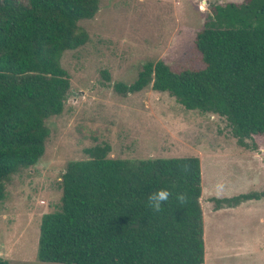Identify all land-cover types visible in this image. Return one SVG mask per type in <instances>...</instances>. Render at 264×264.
<instances>
[{
    "label": "trees",
    "instance_id": "obj_1",
    "mask_svg": "<svg viewBox=\"0 0 264 264\" xmlns=\"http://www.w3.org/2000/svg\"><path fill=\"white\" fill-rule=\"evenodd\" d=\"M100 0H0V201L11 176L37 163L49 128L70 89L62 54L86 43L79 23L91 19ZM195 47L204 67L173 70L148 61L123 94L168 92L187 110L224 117L239 145L264 136V0L214 6ZM61 175L60 205L42 215L37 258L59 264H205L201 167L197 156L108 157V144L86 150ZM183 167V171H181ZM172 192L154 213L148 196ZM187 196L181 205L176 193ZM264 197L239 194L235 206ZM220 200L216 199V203ZM0 264H7L0 259Z\"/></svg>",
    "mask_w": 264,
    "mask_h": 264
},
{
    "label": "rangeland",
    "instance_id": "obj_2",
    "mask_svg": "<svg viewBox=\"0 0 264 264\" xmlns=\"http://www.w3.org/2000/svg\"><path fill=\"white\" fill-rule=\"evenodd\" d=\"M244 0H100L79 25L85 44L62 54L70 89L36 164L13 174L0 201V259L7 264H59L37 258L43 214L60 205L61 175L86 149L108 144L112 158L197 156L201 167L205 264H264V197L228 206L224 199L264 190V136L238 144L224 117L187 110L148 86L123 94L142 65L204 67L195 47L215 5ZM216 199L220 200L216 203Z\"/></svg>",
    "mask_w": 264,
    "mask_h": 264
},
{
    "label": "clouds",
    "instance_id": "obj_3",
    "mask_svg": "<svg viewBox=\"0 0 264 264\" xmlns=\"http://www.w3.org/2000/svg\"><path fill=\"white\" fill-rule=\"evenodd\" d=\"M183 170L181 167V171ZM170 196H172V192L169 189H159L148 196L146 206L152 212L159 213L162 211V205L169 200ZM175 198L181 205L187 201V196L183 192L176 193Z\"/></svg>",
    "mask_w": 264,
    "mask_h": 264
}]
</instances>
